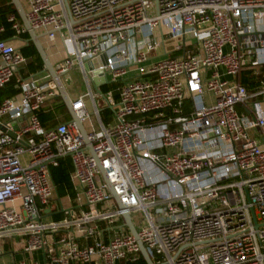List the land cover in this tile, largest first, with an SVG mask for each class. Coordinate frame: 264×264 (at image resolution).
<instances>
[{"label": "built area", "instance_id": "1", "mask_svg": "<svg viewBox=\"0 0 264 264\" xmlns=\"http://www.w3.org/2000/svg\"><path fill=\"white\" fill-rule=\"evenodd\" d=\"M25 2L29 29L61 43L60 82L81 74L70 106L83 134L70 121L41 126L37 113L58 96L49 78L16 79L0 101V256L19 239L13 264H134L139 245L152 264H264V143L251 136L264 128V0ZM6 22L25 32L13 14ZM25 62L0 39V88ZM102 76L97 93L90 80ZM63 158L68 207L49 173ZM45 209L63 216L42 219Z\"/></svg>", "mask_w": 264, "mask_h": 264}, {"label": "crops", "instance_id": "2", "mask_svg": "<svg viewBox=\"0 0 264 264\" xmlns=\"http://www.w3.org/2000/svg\"><path fill=\"white\" fill-rule=\"evenodd\" d=\"M7 1L8 2H6V0H1V3L3 5L8 3V5H10L13 8V10L15 11V15L17 17V20L19 22L17 20L16 21L23 27L22 22L19 18V15L16 11V8L11 4L10 0H7ZM17 1H18L20 9L22 10V12H24V16H25V13L27 12V4H26L25 0H17ZM7 15L8 14L5 15V20H6ZM25 33H26V31H25ZM1 34H3V33H1ZM20 34H15L13 32V34L11 36L6 35L5 37H3L1 39L6 41V43H8L12 47H14L16 50H18L19 53L21 54V49L28 48L29 45L33 46V44L30 42L29 36L27 33H26L28 36L27 39L21 38ZM35 34L41 35V38H39V40H38L40 43V46L42 47L43 52H44V54H45V56H46V58L50 64V66L55 68L56 65L64 57L61 43L59 42V40H54L53 42L47 41L45 36L43 35V33H35ZM26 51H28V50H26ZM152 56H150V57H152ZM157 56H158V54H157ZM25 60H26L25 64L20 66L17 69V71L14 74L11 82H15V80L19 79V78L28 79L30 77H32V79L35 81H40V82L46 81V79L48 78V75L46 72L43 71V65L39 71L31 72L30 71L31 67L27 64L29 62V59L25 58ZM65 80H67V78H65V77L62 78L61 84H62V87H63L64 92L66 94V97L68 98L69 101L74 100L81 92H77V91L73 90L74 98H71L68 95V93L66 92V87L64 84ZM110 89L114 91V86ZM107 90H109V89H107ZM204 100H205L206 104H209L213 100V97L210 94L206 93L204 95ZM61 105H63V107ZM39 113H40L41 118H42L40 124L43 128H49V127H52L58 123H64V122L70 121V117L68 115V112H67L62 100L58 96L54 99L48 100L44 104V106L40 109ZM100 113H103V112L101 111ZM102 121L105 125H107L111 122V112L109 110H108L107 115L104 114V119ZM257 134L258 135L255 136L254 132H251L252 137H257L260 143H264V130L259 131V133H257ZM54 193H55V190H54ZM72 197H73V194H72V196L66 195L64 197H61L60 199L62 200L63 205L68 207L69 202L67 200L71 201ZM56 216H58V218L56 219V220H58V219H61L63 215L56 210L48 211L47 209H45L41 212V218L45 219V220H55L54 218ZM22 245H23V242L19 239H11V240L4 242L3 254L0 256V264H13L14 262L21 261L24 258V255L22 254ZM140 257L142 258L141 255H140ZM31 259L34 262H42L43 258H42L41 252H39V251L33 252L31 254Z\"/></svg>", "mask_w": 264, "mask_h": 264}, {"label": "trees", "instance_id": "3", "mask_svg": "<svg viewBox=\"0 0 264 264\" xmlns=\"http://www.w3.org/2000/svg\"><path fill=\"white\" fill-rule=\"evenodd\" d=\"M6 2H8L6 0ZM6 14H13L14 17L17 20V17L15 15V11L13 8L7 4L3 5L0 0V25L3 27L4 31L3 34L0 35V39L7 36H11L13 34V31L10 29L9 23L5 20ZM18 21V20H17ZM19 22V21H18ZM20 37L23 39H27L28 36L25 32L20 34ZM28 50V51H26ZM21 54L26 59H29V62L27 63L31 68V72L39 71L42 68V63L40 58L38 57V54L36 53L34 47L32 45H29L28 48L21 49ZM236 82H238L241 85L246 86L248 89L251 87L252 82L251 80L246 76L244 73H239ZM113 84L104 85L100 88V91H106L107 89L112 88ZM17 93V89L14 88V82L8 83L4 87L0 88V101L6 98L13 97ZM116 98V94H114V99ZM63 107V105H61ZM239 110V108H237ZM103 114L107 115L108 109L102 110ZM38 121L41 122L42 118L40 113H37ZM70 172V164L67 158L59 159L57 166L50 169V178L53 183L55 193L56 195L61 198L66 195L72 196V190L68 181V174ZM58 216H56L54 219L56 220ZM134 264H145L144 260L141 257H138L136 262Z\"/></svg>", "mask_w": 264, "mask_h": 264}, {"label": "water", "instance_id": "4", "mask_svg": "<svg viewBox=\"0 0 264 264\" xmlns=\"http://www.w3.org/2000/svg\"><path fill=\"white\" fill-rule=\"evenodd\" d=\"M10 1H11V4L16 8V11L19 15L21 22H22L23 28L25 29L26 33L28 34L29 40L33 44L41 62H42L43 71L47 73L48 78L53 83V85L57 91L58 97L62 100V102H63V104H64V106L68 112V115L70 117V122H73L75 124L76 128L79 130V132L81 134H83V129H82L80 122L77 120L75 114L71 111L70 101L66 97L64 89L62 87V84L59 80V76L55 73V69L52 66H50V64H49V62H48V60H47V58L43 52V49L40 46V43L38 40H39V38H41V35H37L29 29V26L25 20L24 12H22V10L20 9L18 1L17 0H10ZM103 63H104V57L100 56L98 59H92L89 62L85 63L84 67L87 69L90 67H96L98 65H102ZM98 73L99 72H97V74ZM90 82H91L92 88L97 93H99V91L97 90V86L99 85V83L100 84H107V82L105 81V78L103 76L99 79L91 78ZM89 152H90V154H92L91 151H89ZM122 219L126 223V226L129 230L130 234L135 235L134 229L130 225L128 215L127 214L122 215ZM139 246H140V255L142 256L145 263L146 264H152L148 258V255L146 254L145 250L143 249V247L141 245H139Z\"/></svg>", "mask_w": 264, "mask_h": 264}, {"label": "rangeland", "instance_id": "5", "mask_svg": "<svg viewBox=\"0 0 264 264\" xmlns=\"http://www.w3.org/2000/svg\"><path fill=\"white\" fill-rule=\"evenodd\" d=\"M156 34H157V32H155V36H156ZM164 42H165L167 48H169V49L172 48L173 43H174L173 40H171V39L168 38V36H165L164 37ZM154 56H157V53H155ZM161 57H164V56L162 55ZM64 84H65V87H66V92L68 93V95L71 98H74V92H73V90H75L77 92H84L85 91V86H84V82H83V79L81 77V74L76 69H74V70H72V71L69 72L68 77H67V80H65ZM115 87H116V84H114V88ZM95 101L98 102V99L96 98ZM100 108L101 107H99V110H100ZM188 108H189V102L188 101H185L184 104H183V111H184V113H186V111H187ZM239 112H243V111H239ZM100 117L103 120L104 119V114L103 113H100ZM93 121H95L94 120V117H93ZM0 130H4V128H3L2 125H0ZM261 130H264V128L261 129ZM254 134H255V136L258 135L257 132H254ZM255 138L258 140L257 137H255ZM173 151L174 150H165V153L166 154H171ZM156 153H159V152H156ZM23 159H26V155L23 156ZM139 218H140V215L139 214L133 215L132 216V221L135 222Z\"/></svg>", "mask_w": 264, "mask_h": 264}]
</instances>
